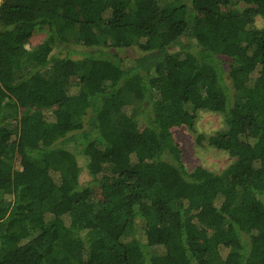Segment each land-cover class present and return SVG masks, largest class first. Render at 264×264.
I'll return each mask as SVG.
<instances>
[{"label":"trees","instance_id":"obj_1","mask_svg":"<svg viewBox=\"0 0 264 264\" xmlns=\"http://www.w3.org/2000/svg\"><path fill=\"white\" fill-rule=\"evenodd\" d=\"M258 17L264 0H3L0 264H264ZM199 111L223 119L199 137L221 173L174 139Z\"/></svg>","mask_w":264,"mask_h":264},{"label":"rangeland","instance_id":"obj_2","mask_svg":"<svg viewBox=\"0 0 264 264\" xmlns=\"http://www.w3.org/2000/svg\"><path fill=\"white\" fill-rule=\"evenodd\" d=\"M245 8V5L240 4L236 7V10L243 11ZM255 26L258 29H264V18H256ZM44 38L45 33H36L33 35L31 43L33 46H37ZM79 53L80 51H76L73 56L71 54V57L79 59ZM118 54L121 57L135 58L140 56L137 49L119 51ZM9 126L12 127L13 124L9 123ZM222 129H224V124L220 115L209 111H199L194 131L186 126L172 130L176 144H178L181 151L182 161L190 172L196 167H203L212 172L221 173L234 161L228 153L212 148L205 140V138L213 136ZM200 136L205 137L203 141L200 140Z\"/></svg>","mask_w":264,"mask_h":264},{"label":"built area","instance_id":"obj_3","mask_svg":"<svg viewBox=\"0 0 264 264\" xmlns=\"http://www.w3.org/2000/svg\"><path fill=\"white\" fill-rule=\"evenodd\" d=\"M2 3H3V0H0V8H1Z\"/></svg>","mask_w":264,"mask_h":264}]
</instances>
